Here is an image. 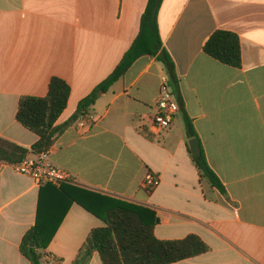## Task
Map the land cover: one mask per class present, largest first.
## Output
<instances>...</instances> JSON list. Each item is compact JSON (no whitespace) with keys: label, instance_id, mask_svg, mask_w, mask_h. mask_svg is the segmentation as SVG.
Masks as SVG:
<instances>
[{"label":"crops","instance_id":"0c3cea01","mask_svg":"<svg viewBox=\"0 0 264 264\" xmlns=\"http://www.w3.org/2000/svg\"><path fill=\"white\" fill-rule=\"evenodd\" d=\"M146 0H0V136L29 149L36 135L14 119L19 95L45 93L50 75L69 87L54 121L104 78L138 29ZM161 46L175 76L153 56H138L94 100L92 120L54 134V163L70 173L60 186L35 184L0 162V264H28L19 252L33 224L53 232L45 264H69L87 232L118 199L139 205L158 239L197 235L207 249L168 264H264V0H161ZM215 29L234 33L239 64L202 51ZM166 75L177 91L167 128L147 113ZM183 114L223 192L198 178ZM145 173L158 177L146 192ZM82 205H86L94 215ZM87 264H101L93 252Z\"/></svg>","mask_w":264,"mask_h":264},{"label":"trees","instance_id":"16d2710c","mask_svg":"<svg viewBox=\"0 0 264 264\" xmlns=\"http://www.w3.org/2000/svg\"><path fill=\"white\" fill-rule=\"evenodd\" d=\"M161 0H146L138 21V29L128 47L108 74L97 82L84 96L79 98L71 114L62 122L54 124L63 109L68 96V84L56 75H50L43 95H19L16 101L14 119L36 135L30 144L32 152L48 148L54 134L70 125L78 115L89 112L95 98L121 76L138 56H153L165 68L172 85L175 83L173 64L161 46L156 27V12ZM202 51L217 61L230 65L239 64V42L237 36L224 29L213 30L202 44ZM177 100V91L174 89ZM183 125L188 138L196 134L190 119L183 114ZM26 149L0 136V162L10 164L20 159ZM198 178L223 192V187L208 166L201 149L197 155L190 154ZM64 181L59 183V186ZM114 205L105 209L101 225L92 227L85 235L69 264H87L90 255L96 252L101 264H168L197 255L207 245L195 234L180 238L158 239L152 233V222H145L139 205L115 199ZM85 209L97 215L91 208ZM55 225H53L54 228ZM42 231L36 224L28 227L21 235L18 250L28 264H45L41 256L52 230Z\"/></svg>","mask_w":264,"mask_h":264},{"label":"built area","instance_id":"2783aa9c","mask_svg":"<svg viewBox=\"0 0 264 264\" xmlns=\"http://www.w3.org/2000/svg\"><path fill=\"white\" fill-rule=\"evenodd\" d=\"M177 108L176 96L168 86L167 77L161 75L160 89L152 100L151 110L147 113L149 126L156 130L167 128ZM91 120L90 113L86 112L78 115L73 123L76 127H84L90 124ZM10 166L13 171L30 176L37 185L45 182L59 185L60 182L71 179L68 171L52 161L49 147L36 152L27 149L24 155L10 163ZM157 182L158 177L155 174L145 173L139 186L149 192Z\"/></svg>","mask_w":264,"mask_h":264},{"label":"water","instance_id":"95a60500","mask_svg":"<svg viewBox=\"0 0 264 264\" xmlns=\"http://www.w3.org/2000/svg\"><path fill=\"white\" fill-rule=\"evenodd\" d=\"M189 151L192 155H197L199 153V148L196 142V139L194 137L188 139L187 141Z\"/></svg>","mask_w":264,"mask_h":264},{"label":"rangeland","instance_id":"374dc122","mask_svg":"<svg viewBox=\"0 0 264 264\" xmlns=\"http://www.w3.org/2000/svg\"><path fill=\"white\" fill-rule=\"evenodd\" d=\"M31 156H33V155L31 154Z\"/></svg>","mask_w":264,"mask_h":264}]
</instances>
